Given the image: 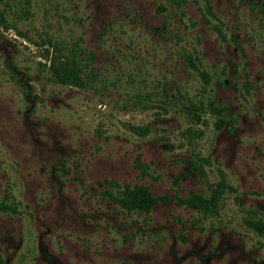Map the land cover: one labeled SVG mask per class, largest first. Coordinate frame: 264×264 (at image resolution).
<instances>
[{
    "label": "rangeland",
    "instance_id": "rangeland-1",
    "mask_svg": "<svg viewBox=\"0 0 264 264\" xmlns=\"http://www.w3.org/2000/svg\"><path fill=\"white\" fill-rule=\"evenodd\" d=\"M0 7L3 264H264V233L245 223L264 216V0ZM55 47L86 58L90 84L51 76ZM207 102L225 106L221 126ZM219 171L216 213L175 201L208 193ZM110 181L161 197L127 211Z\"/></svg>",
    "mask_w": 264,
    "mask_h": 264
},
{
    "label": "trees",
    "instance_id": "trees-1",
    "mask_svg": "<svg viewBox=\"0 0 264 264\" xmlns=\"http://www.w3.org/2000/svg\"><path fill=\"white\" fill-rule=\"evenodd\" d=\"M1 1V0H0ZM185 0H173L177 5H180ZM206 11L210 12L209 5H206ZM7 22L4 9L0 7V26H5ZM184 56V54H183ZM46 59H49L48 69L51 76L61 83H67L78 87H86L90 84L92 73L90 67L86 63V58L70 51V53L60 54V50L56 47L51 55L45 54ZM186 61L190 67L195 69L201 76L202 80L207 83L209 78L207 72L201 68V64L194 61L193 57L186 55ZM205 108L218 115L215 124L219 127L223 123L224 105H215L206 103ZM196 116V114H195ZM198 117V116H196ZM129 129L133 132L143 135L147 133L148 126L146 124H129ZM188 165L197 170L200 176L204 175L201 164L197 165L193 161L187 160ZM215 184L208 189V193L201 194L197 192H190L186 197L175 195V201L178 204H183L190 208H194L201 213H216L218 211L219 203L224 192L226 183L222 171ZM116 186V193L109 192L112 201L116 202L121 208L127 211H138L147 213L150 207L161 197L154 196L150 193L146 186L141 184L130 185L128 183L118 184L117 182L110 181ZM245 223L258 233H264V216L256 215L255 217L248 216ZM0 264H3V259L0 256Z\"/></svg>",
    "mask_w": 264,
    "mask_h": 264
}]
</instances>
